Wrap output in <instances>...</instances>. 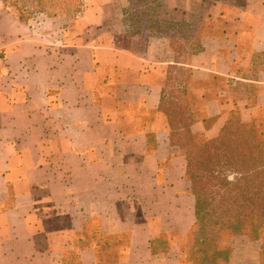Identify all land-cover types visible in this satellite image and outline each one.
I'll list each match as a JSON object with an SVG mask.
<instances>
[{
    "label": "crops",
    "instance_id": "obj_1",
    "mask_svg": "<svg viewBox=\"0 0 264 264\" xmlns=\"http://www.w3.org/2000/svg\"><path fill=\"white\" fill-rule=\"evenodd\" d=\"M170 2L201 30L175 63L191 133L217 138L236 115L264 137V0ZM90 9L77 32L0 14V264H184L170 233L190 231L194 195L160 109L174 62L120 0Z\"/></svg>",
    "mask_w": 264,
    "mask_h": 264
},
{
    "label": "trees",
    "instance_id": "obj_2",
    "mask_svg": "<svg viewBox=\"0 0 264 264\" xmlns=\"http://www.w3.org/2000/svg\"><path fill=\"white\" fill-rule=\"evenodd\" d=\"M26 1L31 4L36 1L35 11L45 12L49 17L62 14L53 10L55 2L52 0ZM46 1H50V6H46ZM126 1L123 23L133 32L142 31L163 38L174 62L167 69L160 109L169 121L172 143L178 144L185 155L186 177L194 195L189 250L193 264L228 263L230 250L220 245L223 230L259 240L260 264H264V145L255 142L256 132L236 115L217 138L197 143L198 136L190 131L193 121L190 104L184 87L179 86L180 81L189 76V69L175 63L184 61L201 48L200 27L188 18L172 22L155 16L151 2L159 0ZM56 2L57 6L66 0ZM61 11L66 14V8ZM17 20L24 22L21 18ZM231 174L234 175L230 177Z\"/></svg>",
    "mask_w": 264,
    "mask_h": 264
},
{
    "label": "rangeland",
    "instance_id": "obj_3",
    "mask_svg": "<svg viewBox=\"0 0 264 264\" xmlns=\"http://www.w3.org/2000/svg\"><path fill=\"white\" fill-rule=\"evenodd\" d=\"M168 1L170 0H159L157 2H151L152 11L155 13V16H162L166 21L178 22L171 20L166 16V5H168ZM34 1L31 4L26 0H0V14L3 12H7L14 16L15 18L24 19V22H32V26L38 27L42 30H50V27H47L46 22L44 20L45 17H49L45 14V12L35 11ZM53 10H57L59 14L54 16L56 18H60L59 25L66 31L77 32L79 30V26L77 23L78 18L84 11L86 7H90L91 14L97 11L102 12V0H66L65 3H59ZM172 2V3H171ZM170 6L177 2V0H171ZM120 3L123 8L127 6L126 0H120ZM161 3L163 7L161 6ZM46 6H50V1L45 2ZM45 8V7H44ZM66 8V14L62 9ZM156 8L157 11H156ZM162 8V12H161ZM46 9V8H45ZM78 10V11H77ZM89 13V12H88ZM87 13V14H88ZM53 18V17H49ZM92 24V23H91ZM4 25L0 21V41L5 38V28ZM126 30L129 31L127 27L124 26ZM52 30V29H51ZM0 58H1V50H0ZM2 59V58H1ZM168 69V68H167ZM248 127V126H247ZM250 130L256 132L255 142L260 145H264V137H260L258 135V129L248 127ZM262 136V135H261ZM197 139L198 144H202L204 139L199 137ZM260 139V141H259ZM260 143V144H259ZM238 146V144H234ZM245 146V145H241ZM262 147V146H261ZM234 174H231L232 177ZM262 237V236H261ZM170 238L173 240H177L181 244V253L184 256V264H193V261L190 257V246L192 244V237L190 231L183 237L178 238L176 233L171 232ZM220 245L224 248H228L230 250V260L225 264H260L261 263V254H260V246L261 242L259 240H250L247 236L242 234H232L228 230H223L220 232Z\"/></svg>",
    "mask_w": 264,
    "mask_h": 264
}]
</instances>
